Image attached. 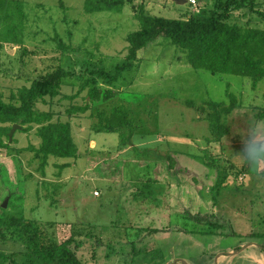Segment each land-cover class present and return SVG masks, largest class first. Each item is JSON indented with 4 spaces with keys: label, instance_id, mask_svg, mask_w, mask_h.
Listing matches in <instances>:
<instances>
[{
    "label": "rangeland",
    "instance_id": "1",
    "mask_svg": "<svg viewBox=\"0 0 264 264\" xmlns=\"http://www.w3.org/2000/svg\"><path fill=\"white\" fill-rule=\"evenodd\" d=\"M225 1L133 0L121 12L87 13L85 0H0L25 7L28 16L24 44L0 43L1 93L11 100L19 87L61 62L74 75L59 95L36 107L71 123L80 152L51 155L40 169L29 149L40 143L36 126L17 129L11 146L0 148V251L25 258L23 228L11 225L24 220L39 226L49 242L73 237L86 264H264L258 246L264 234V162L246 158L249 141L264 145V127H258L264 125L258 117L264 79L254 85L249 76L194 68L183 49L163 40L140 50L135 69L110 86L116 96L77 113L68 109L85 104L88 87L76 99L65 96L79 90L90 68L111 69L125 59L126 37L140 27V6L153 15L209 19L225 12ZM254 4L264 11V0ZM237 6L230 5L228 21L264 28L251 0ZM229 92L238 105L223 117L229 131L215 140L206 115L187 101L228 104ZM121 104L131 112L130 138L95 131L98 115ZM197 214H213L209 223L220 218L225 227L197 223L191 218Z\"/></svg>",
    "mask_w": 264,
    "mask_h": 264
},
{
    "label": "trees",
    "instance_id": "2",
    "mask_svg": "<svg viewBox=\"0 0 264 264\" xmlns=\"http://www.w3.org/2000/svg\"><path fill=\"white\" fill-rule=\"evenodd\" d=\"M133 0H85L84 9L87 13L97 11L121 12L127 3ZM246 0H227L221 4L225 12L212 15L209 19L191 16L187 18H169L149 14L140 6L136 18L140 23L137 30L131 31L126 40L128 42L125 59L113 68L108 69L100 65L98 69H89L91 76L86 78L79 90L68 98L76 99L81 91L88 87V98L85 104L72 106L69 113L86 112L92 102L101 99L108 100L118 94V90L111 88L125 72L135 69V61L140 50L148 48L155 42L169 41L186 52L187 60L194 68H205L214 73H234L249 76L253 84L264 79V28L244 25L240 22L228 21L230 5L242 7ZM255 0H251V9L264 19V11L255 8ZM25 7L17 8L13 3L0 2V43L9 42L15 45L24 44L27 22ZM60 46L74 50V47L61 42ZM74 72L64 67L61 62L45 72L33 77L28 85L19 87L13 92L11 100L7 101L0 91V148H9V132L15 123L21 125L20 130L27 132L36 126V135L40 139L39 145H30L29 149L40 160V169L49 163V157H78L79 147L72 134V125L69 121L56 118L55 112L41 110L36 105L48 103V98L56 97L61 93L64 80L72 77ZM106 81L107 87L101 86ZM228 104L208 101L207 104H196V101H187L193 107L201 110L210 121L213 139L219 140L229 128L223 123V117L232 112L238 105V97L229 92ZM130 110L123 104L113 107L109 112H101L99 122L94 126L95 131L119 132L128 138L133 134V122L130 119ZM258 117L264 119V108L258 111ZM15 141V138L13 137ZM12 140V141H13ZM207 158V157H206ZM210 162V158H207ZM210 163H213L212 161ZM210 214L209 218L212 219ZM197 223L209 224V227L218 229L225 227V222L203 217L201 214L191 217ZM4 222L0 219V223ZM32 221L16 220L11 225H21L23 237L26 240L27 252L22 261H18L16 253L0 251V264H36L37 257L45 264H86L79 256L78 249L81 243H74V238L61 242H49L39 226H33ZM207 224V225H208ZM20 226V227H21ZM82 231V230H79ZM158 231V230H154ZM0 232H2L0 230ZM226 236V232L221 231ZM262 243L258 245L264 252V234ZM237 250L240 247L236 248ZM181 263H185L180 260ZM177 264V263H176Z\"/></svg>",
    "mask_w": 264,
    "mask_h": 264
},
{
    "label": "clouds",
    "instance_id": "3",
    "mask_svg": "<svg viewBox=\"0 0 264 264\" xmlns=\"http://www.w3.org/2000/svg\"><path fill=\"white\" fill-rule=\"evenodd\" d=\"M258 127H264V125ZM246 158L252 164L264 162V145L249 141L246 145Z\"/></svg>",
    "mask_w": 264,
    "mask_h": 264
},
{
    "label": "water",
    "instance_id": "4",
    "mask_svg": "<svg viewBox=\"0 0 264 264\" xmlns=\"http://www.w3.org/2000/svg\"><path fill=\"white\" fill-rule=\"evenodd\" d=\"M21 128V125H19V124H17V123H15L14 125H13V127L11 128V130H10V132H9V142H12V140H13V137H14V134H15V131L17 130V129H20ZM5 205V204H4ZM176 263V262H175ZM185 264H188L187 262H185Z\"/></svg>",
    "mask_w": 264,
    "mask_h": 264
},
{
    "label": "crops",
    "instance_id": "5",
    "mask_svg": "<svg viewBox=\"0 0 264 264\" xmlns=\"http://www.w3.org/2000/svg\"><path fill=\"white\" fill-rule=\"evenodd\" d=\"M90 142H94L96 145H97V142H96V140H94V139H91L90 141H89V144H90ZM92 147V146H91ZM95 147V146H94Z\"/></svg>",
    "mask_w": 264,
    "mask_h": 264
},
{
    "label": "built area",
    "instance_id": "6",
    "mask_svg": "<svg viewBox=\"0 0 264 264\" xmlns=\"http://www.w3.org/2000/svg\"><path fill=\"white\" fill-rule=\"evenodd\" d=\"M95 194H98V192L96 191Z\"/></svg>",
    "mask_w": 264,
    "mask_h": 264
}]
</instances>
